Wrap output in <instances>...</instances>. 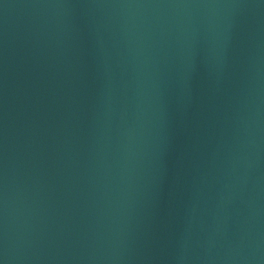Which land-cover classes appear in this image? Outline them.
Masks as SVG:
<instances>
[{"label":"water","instance_id":"obj_1","mask_svg":"<svg viewBox=\"0 0 264 264\" xmlns=\"http://www.w3.org/2000/svg\"><path fill=\"white\" fill-rule=\"evenodd\" d=\"M2 264H264V0H0Z\"/></svg>","mask_w":264,"mask_h":264},{"label":"snow or ice","instance_id":"obj_2","mask_svg":"<svg viewBox=\"0 0 264 264\" xmlns=\"http://www.w3.org/2000/svg\"><path fill=\"white\" fill-rule=\"evenodd\" d=\"M0 264H2V262H0Z\"/></svg>","mask_w":264,"mask_h":264}]
</instances>
